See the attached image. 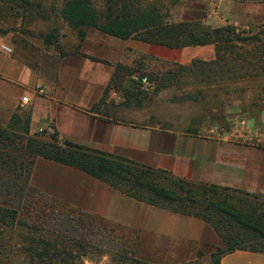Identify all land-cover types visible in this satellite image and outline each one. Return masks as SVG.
<instances>
[{
    "label": "trees",
    "instance_id": "trees-1",
    "mask_svg": "<svg viewBox=\"0 0 264 264\" xmlns=\"http://www.w3.org/2000/svg\"><path fill=\"white\" fill-rule=\"evenodd\" d=\"M180 1L171 0L170 6ZM62 16L81 42L88 29L94 28L123 40L169 48L215 45V60H195L191 67L181 66L185 70L247 61L246 55L255 49L245 46L263 43L264 38L245 36L233 25L214 27L204 20L172 22L163 0H104L102 7L94 0H66ZM122 68L117 67L115 76ZM31 121V111L0 120V264H9L14 255L22 264H77L76 259L105 248L130 252L124 234L101 225L97 216L60 206L32 185L39 157L81 170L138 201L205 221L223 242L212 246V264H221L224 256L240 250L264 253L262 195L177 177L63 139L56 129L32 134ZM11 233L17 238L16 246L9 244ZM128 258L131 264H148Z\"/></svg>",
    "mask_w": 264,
    "mask_h": 264
},
{
    "label": "rangeland",
    "instance_id": "rangeland-1",
    "mask_svg": "<svg viewBox=\"0 0 264 264\" xmlns=\"http://www.w3.org/2000/svg\"><path fill=\"white\" fill-rule=\"evenodd\" d=\"M23 2L0 0V49L4 50V46L10 48L5 51L19 62L33 70L47 72L57 82L61 78L70 80L74 77L71 75L79 72L77 79L89 83L83 100L92 101L93 108L103 107V112H116L123 120L142 123L160 119L183 130L200 129L214 139L264 146V38L263 43L245 46L246 50L255 49L246 55L247 61L229 63L223 68L205 66L185 70L181 66L191 67L193 62L182 64L159 58L152 51L143 52L135 39L134 46H130L128 40L91 28L81 42L78 32L62 16L66 0H28L26 5ZM103 2L94 0L98 7H102ZM163 2L169 8L172 22L204 15L203 20L214 27L233 25L245 36L264 37V0H218L208 6L205 0H181L174 6H170L171 0ZM200 6L207 7L203 13ZM120 65L123 68L115 76ZM106 68L112 71L115 79L105 88L90 84L89 81ZM41 87L46 91L45 86ZM98 98L101 99L96 102ZM23 109V113L29 112L30 104ZM2 119L5 120L6 115L0 110ZM39 165L36 180L31 181L35 188L62 207L97 216L101 225L124 234L123 241L130 250L126 253L105 248L103 252L76 259L77 264H131L128 257L148 264H212V246L223 244L213 229L207 231V240L196 249L178 241L144 235L140 230L81 210L39 187L40 180L44 183L43 178L48 172L64 173L66 168L54 164ZM256 193L264 199V191ZM16 239L11 233L9 244L16 246ZM143 241H147L146 244ZM14 256L9 264H22L20 257ZM0 260L3 262L2 255ZM227 264H264V256H234L227 260Z\"/></svg>",
    "mask_w": 264,
    "mask_h": 264
},
{
    "label": "crops",
    "instance_id": "crops-1",
    "mask_svg": "<svg viewBox=\"0 0 264 264\" xmlns=\"http://www.w3.org/2000/svg\"><path fill=\"white\" fill-rule=\"evenodd\" d=\"M217 1L205 0V5ZM206 8L200 6L199 10L203 13ZM203 19L205 16L201 15L193 20ZM133 40H128L130 46H134ZM136 42L143 52L152 51L159 58L182 64L199 59L213 61L217 57L215 45L169 48L140 40ZM46 73L29 68L5 49H0V110L8 119L15 112H23L30 104L32 134L41 131L49 134L56 129L63 139L162 169L177 177L250 192L264 191V146L214 139L200 129L183 130L160 119L142 123L123 120L116 112H103V107L93 108L92 101L83 100L89 83L77 79L79 72L71 75L74 77L70 80L61 78L58 82ZM112 74L110 69H102L89 82L105 88ZM84 76L82 78L87 80ZM40 86H45V96L37 92ZM40 163L67 170L66 173L48 172L43 178L44 183L40 180L39 187L48 194L81 210L140 230L144 235L163 237L197 249L207 240V231L212 230L199 218L139 202L80 170L42 157L35 164L33 182ZM243 255L264 256V253L236 251L224 256L221 264H227L231 257Z\"/></svg>",
    "mask_w": 264,
    "mask_h": 264
},
{
    "label": "built area",
    "instance_id": "built-area-1",
    "mask_svg": "<svg viewBox=\"0 0 264 264\" xmlns=\"http://www.w3.org/2000/svg\"><path fill=\"white\" fill-rule=\"evenodd\" d=\"M3 48H4L5 50H7V51H10V48H8V47H6V46H4ZM37 92H38L39 94H44L46 91H45V89H44L43 87L40 86V87H38ZM25 102H26V103L29 102L28 98L25 99ZM41 132H42V131H41Z\"/></svg>",
    "mask_w": 264,
    "mask_h": 264
}]
</instances>
